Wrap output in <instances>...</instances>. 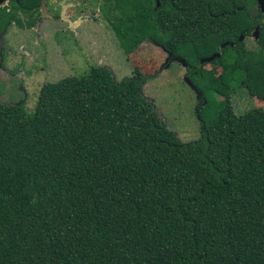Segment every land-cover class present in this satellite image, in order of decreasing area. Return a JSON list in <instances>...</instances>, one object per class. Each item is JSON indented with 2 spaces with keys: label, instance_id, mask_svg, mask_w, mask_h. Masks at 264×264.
I'll list each match as a JSON object with an SVG mask.
<instances>
[{
  "label": "trees",
  "instance_id": "16d2710c",
  "mask_svg": "<svg viewBox=\"0 0 264 264\" xmlns=\"http://www.w3.org/2000/svg\"><path fill=\"white\" fill-rule=\"evenodd\" d=\"M156 1L99 12L123 53L149 41L182 59L208 98L198 139L171 136L145 76L91 68L44 84L31 115L0 103V264H264V113L211 98H264L263 17L245 0ZM255 29L250 57L239 36ZM215 53L212 77L199 61Z\"/></svg>",
  "mask_w": 264,
  "mask_h": 264
},
{
  "label": "rangeland",
  "instance_id": "374dc122",
  "mask_svg": "<svg viewBox=\"0 0 264 264\" xmlns=\"http://www.w3.org/2000/svg\"><path fill=\"white\" fill-rule=\"evenodd\" d=\"M87 2L82 25L70 28L72 31H64L69 34L81 32L80 28H83V38H79L76 44L84 55L83 62L80 58L72 62L67 56L71 51H77L76 45L69 46L61 38L51 40L53 32L65 28L62 23H42L41 40L35 39L34 31L28 28L20 29L14 24L8 27L0 50V103L21 104L23 111L31 115L44 84L86 75L91 68L106 70L114 82L145 76L147 79L141 86L142 95L150 102L171 136L181 142L197 140L199 122L196 113L208 98L190 86L191 83L185 82L186 70L180 62L182 59L171 57L149 41H143L129 54L123 53L107 23L102 20L99 12L101 1L96 0L94 4L93 0ZM244 5L250 16L257 14L255 0H245ZM240 41L246 54L255 56V37H242ZM55 42L62 50L60 57ZM227 53L230 54V51ZM209 63H205L201 70L205 75L218 76L221 70ZM211 98L228 102L235 116L243 115L252 108L264 113V98L250 97L242 88L234 89L226 96L214 95Z\"/></svg>",
  "mask_w": 264,
  "mask_h": 264
},
{
  "label": "flooded vegetation",
  "instance_id": "af4514ba",
  "mask_svg": "<svg viewBox=\"0 0 264 264\" xmlns=\"http://www.w3.org/2000/svg\"><path fill=\"white\" fill-rule=\"evenodd\" d=\"M95 2L96 0H93L92 3L94 4ZM87 3V0H1L0 13L4 17L3 26L0 29L1 39L4 40V34L7 32L8 27L12 24L16 25L20 29L28 28L33 30L35 39L41 40L42 23H62L65 28H59L56 32H53L51 40L55 41L60 38L65 39L70 44L69 46H74L77 44L79 38H83V28H80L81 32H71L69 34L64 31L66 29L72 31V28L82 25V21H84V11L87 10ZM255 4L257 8V14L255 16L261 15L263 17L262 20H264V14L260 13L257 7V0H255ZM72 17L76 18L74 20H70ZM80 18L82 19L79 21ZM22 19H24L23 21L25 23L22 22ZM54 44L59 51L58 56H62V50L59 48V45L56 44V42ZM67 56L72 62H75L78 58H80L81 62H83L84 59L82 51L78 50V48L77 51H71V53ZM55 68L57 70V65Z\"/></svg>",
  "mask_w": 264,
  "mask_h": 264
},
{
  "label": "water",
  "instance_id": "95a60500",
  "mask_svg": "<svg viewBox=\"0 0 264 264\" xmlns=\"http://www.w3.org/2000/svg\"><path fill=\"white\" fill-rule=\"evenodd\" d=\"M0 2H1V0H0ZM155 5H156V7L158 6V2L157 1H155ZM257 7H258L260 13L264 14V0H257ZM42 11H43V8H42ZM254 37H255V39L257 38V29L254 30ZM241 39H242V36H239V40H241ZM2 47H3V42H2V39H1V36H0V50H1ZM221 47H224V45H222ZM218 57H219V54L215 53V54L211 55L208 58L200 60L199 63L200 64L209 63V62H211L212 60H214V59H216ZM180 62L182 64V66H185V64H184V62L182 60H180ZM184 79H185V82L190 83L186 77ZM190 86H192V84Z\"/></svg>",
  "mask_w": 264,
  "mask_h": 264
}]
</instances>
